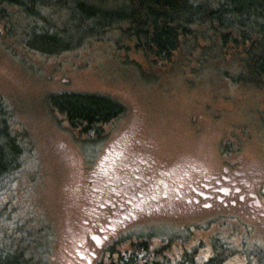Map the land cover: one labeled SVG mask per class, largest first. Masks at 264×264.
<instances>
[{
    "label": "rangeland",
    "instance_id": "rangeland-1",
    "mask_svg": "<svg viewBox=\"0 0 264 264\" xmlns=\"http://www.w3.org/2000/svg\"><path fill=\"white\" fill-rule=\"evenodd\" d=\"M115 35L56 59L0 46V95L36 153L0 200L28 226L15 228L12 246L23 252L30 228L50 244L34 253L43 264H90L84 250L141 245L140 264H264V87L214 73L213 62L197 65L199 44L146 65ZM61 92L105 97L121 112L92 137L79 135L57 112L51 95ZM164 166L181 173L188 193L169 187L170 204L159 206L164 190L147 204L142 193L151 179L164 180ZM224 167L240 172L235 204L194 203L193 189ZM135 184L139 197L130 195Z\"/></svg>",
    "mask_w": 264,
    "mask_h": 264
},
{
    "label": "trees",
    "instance_id": "trees-1",
    "mask_svg": "<svg viewBox=\"0 0 264 264\" xmlns=\"http://www.w3.org/2000/svg\"><path fill=\"white\" fill-rule=\"evenodd\" d=\"M110 34L131 42L146 65L168 61L180 44L193 51L199 44L197 65L213 62L214 73L264 87V0H0V46L28 59L84 52ZM51 96L57 112L79 135L92 137L121 112L118 104L97 95ZM18 125L13 109L0 95V200L9 196L5 195L8 184L30 167L29 159L36 154L26 129ZM16 220L19 217L5 199L0 204V264H43L42 254L34 253L48 250L50 244L37 230L29 228L33 237L23 252L12 246L15 228H28Z\"/></svg>",
    "mask_w": 264,
    "mask_h": 264
},
{
    "label": "flooded vegetation",
    "instance_id": "flooded-vegetation-1",
    "mask_svg": "<svg viewBox=\"0 0 264 264\" xmlns=\"http://www.w3.org/2000/svg\"><path fill=\"white\" fill-rule=\"evenodd\" d=\"M139 156H140V153H139ZM137 163H140V160H137ZM131 164L133 165L134 162H132ZM164 168L166 170L165 172H163L164 180L157 181L155 179H151L150 182H148L149 191L142 193V194L148 195L147 197H144L145 202L147 204L153 205L155 201H158L155 198V196H159V193H158L159 190H162V191L164 190L167 193V194H163L162 192L161 195L159 196L162 200L160 201L159 206H166L167 204H170L171 201H170V196L168 194L170 193V191L167 192V189L169 187H173L174 192L181 191V192L188 193V191H184L186 190L183 186V184L185 183V180L183 179V177H180L181 173L174 172L172 169V166H168V168L164 166ZM159 170L161 171V169ZM236 173H240V172H238L234 168L233 170L232 169L230 170L228 167H224V173L220 176L221 178L214 177L209 183L203 181L202 182L203 184L193 189V192L196 194L194 195V198H193L195 199L194 203H198V204L200 203L199 205H201L203 204L202 202L209 199L210 201H213V202L214 201L217 203L220 202L222 206H228L229 203L235 204L234 200L231 201L230 198L235 197L236 196L235 194L237 195L239 194L234 189V186L236 183V179L234 175H236ZM158 175H161V174L158 172ZM165 181H168V182H165ZM224 184H227V186H225ZM196 185H198V183ZM136 186L137 184L131 187L133 191L130 192V195L132 197L140 196V190L136 189L135 188ZM137 188H140V187L137 186ZM237 188L240 189L242 192L245 191V190H242L241 187H237ZM120 189L123 190V187L121 186ZM131 189L125 188L124 190L130 191ZM262 190L264 189L262 188ZM262 190L260 191V193L263 194L264 196V192ZM118 194L120 196L123 195L121 193H118ZM255 197L257 198L256 195ZM122 199L123 198H121V200ZM244 199L250 200V198L247 196L245 192L243 195V200ZM121 203L123 204V200ZM211 205L212 203L211 204L207 203L208 207H210ZM119 217H123V218L126 217L121 210H119ZM136 250L137 251L135 252H131L132 250L128 251L127 249H123V250H118L115 252V250H112L110 248L107 249L103 247V248H99L97 251L94 249L84 250L86 254H83V255L79 254V255L81 256V258L86 257L85 258L86 261H88V258H91L90 264H140L139 263L140 258L143 257L142 253H145L147 249L137 248ZM112 251H113V255H112ZM109 258L111 259L109 260ZM149 262H154V261H152L151 259H148V260L146 259L144 263H149Z\"/></svg>",
    "mask_w": 264,
    "mask_h": 264
}]
</instances>
